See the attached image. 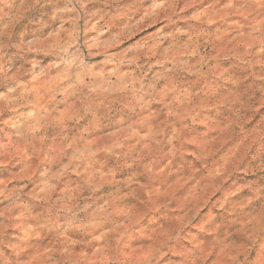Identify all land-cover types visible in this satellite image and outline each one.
<instances>
[{"label":"clouds","instance_id":"obj_1","mask_svg":"<svg viewBox=\"0 0 264 264\" xmlns=\"http://www.w3.org/2000/svg\"><path fill=\"white\" fill-rule=\"evenodd\" d=\"M0 264H264V0H0Z\"/></svg>","mask_w":264,"mask_h":264}]
</instances>
